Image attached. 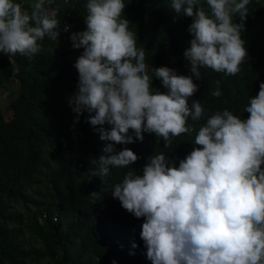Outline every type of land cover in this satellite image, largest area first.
Masks as SVG:
<instances>
[{"label": "clouds", "instance_id": "obj_1", "mask_svg": "<svg viewBox=\"0 0 264 264\" xmlns=\"http://www.w3.org/2000/svg\"><path fill=\"white\" fill-rule=\"evenodd\" d=\"M250 2L204 0L206 11L202 0H171L177 17L192 18L188 32L194 38L184 57L196 79L201 68L229 76L241 71L248 55L241 33ZM45 3L35 0L28 11L15 0H0V53L9 56L14 71L19 69L11 57L39 53L46 36L58 39L60 21ZM84 7L86 30L70 37L73 48L83 52L74 64L77 91L68 102L74 122L87 112L86 123L110 126L101 128L100 139L109 142L103 151L110 155L100 157L99 174L135 163L138 156L131 149L117 151L115 145L142 141L145 132L162 137L166 149L172 137L196 132L199 147L179 167L169 166L160 152L142 176L128 171L114 185L113 198L145 218L140 238L147 259L152 264H264V82L249 98L247 119L225 108L197 130L188 119L200 121L205 110L200 100L189 107L188 98L198 85L166 66L149 74L146 52L137 47L136 33L123 18L124 0H87ZM237 14L240 23L234 22ZM69 27L64 25L65 35ZM152 76L166 93L152 91ZM211 94L222 95L219 87Z\"/></svg>", "mask_w": 264, "mask_h": 264}, {"label": "trees", "instance_id": "obj_2", "mask_svg": "<svg viewBox=\"0 0 264 264\" xmlns=\"http://www.w3.org/2000/svg\"><path fill=\"white\" fill-rule=\"evenodd\" d=\"M34 2L18 0L28 11ZM86 2L46 0L45 7L56 10L60 34L57 41L47 36L40 41L37 54L11 57L19 71L10 65L9 56L0 53V89L7 92L12 110V117L4 120L0 108V264H152L140 238L145 218L135 217L113 198L114 185L128 171L142 176L155 154L164 152L169 166L179 167L199 147L194 143L195 131L172 137L167 149L162 137L145 132L142 141L115 145L117 151L131 149L138 156L135 163L126 169L110 167L107 176L99 174L100 157L110 155L103 151L109 142L100 139L101 128L110 126L86 123L87 112L74 122L76 114L68 101L77 91L74 64L83 49H74L63 38L64 25L70 26L71 35L86 30ZM124 3L123 18L136 33L137 47L146 52L149 74L166 66L178 75L191 76L198 85L188 104L200 100L205 115L198 122L189 117L190 127L198 130L210 115L225 108L248 118L244 109L264 82V0H251L248 5L241 33L248 55L241 71L229 76L201 68L200 79L184 57L194 38L188 32L192 18L177 17L171 0ZM233 19L241 22L238 14ZM217 87L222 93L218 98L211 94ZM151 89L168 91L155 76Z\"/></svg>", "mask_w": 264, "mask_h": 264}, {"label": "rangeland", "instance_id": "obj_3", "mask_svg": "<svg viewBox=\"0 0 264 264\" xmlns=\"http://www.w3.org/2000/svg\"><path fill=\"white\" fill-rule=\"evenodd\" d=\"M15 2H18V0H15ZM65 4L68 5L69 2L65 1ZM65 8H66V6H65ZM70 31L71 30L69 29V31L66 33V35L63 32V38H64L66 44H69L70 46H72V41L70 39V36H71ZM10 87H11V89L15 90L16 84H12ZM3 91H4V89H0V108L2 110L3 119L7 120V119H10L12 117V110H11V107H9V96L7 95L6 91H4V92Z\"/></svg>", "mask_w": 264, "mask_h": 264}]
</instances>
